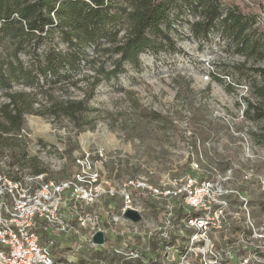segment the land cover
<instances>
[{
    "label": "rangeland",
    "instance_id": "1",
    "mask_svg": "<svg viewBox=\"0 0 264 264\" xmlns=\"http://www.w3.org/2000/svg\"><path fill=\"white\" fill-rule=\"evenodd\" d=\"M122 2L116 0L115 6L121 7ZM221 4L220 19L235 4L254 15L256 23L247 30L258 44L254 53L238 52L217 31L207 41L195 40L190 25L200 20L199 15L179 9L171 12L167 31L174 51L167 48L157 55L146 51L139 56L138 67L124 64L120 74L109 77L119 56L103 51L104 45L98 52L86 47L87 63L57 79L38 75V84L33 85L11 79L8 92L31 94L33 108L40 114L24 116L22 129L28 137L21 142L28 157L20 167L23 173L33 174L37 168L48 180L60 181L77 171V158L89 153L102 177L116 185L136 178L153 185L172 183L189 174L210 178L215 187L222 188L219 201L226 206L216 231L192 239L194 231L183 223L188 213L185 207L147 199L136 206L139 222L113 227L116 235L106 240L110 248L102 252L84 248L79 254H69L70 262L126 264L132 261L129 251L135 250L143 264L149 260L158 264H264V96L255 91L264 81L252 71L264 69V2L221 0ZM118 29L122 42L126 25ZM16 50L30 72L44 65L49 51L70 52L56 29L20 44L3 39L0 61L14 63ZM94 78L98 82L93 88ZM5 92L0 83V106L9 103ZM88 96L92 97L86 110L74 120L50 110L53 102H84ZM100 151L103 158L98 156ZM8 160L7 154H0V173L15 169ZM194 164L198 165L195 171ZM113 202L112 211H108L112 202H102L104 218L106 213L119 215L121 201ZM170 208L174 218L181 210V220L174 222L172 230L159 231Z\"/></svg>",
    "mask_w": 264,
    "mask_h": 264
},
{
    "label": "trees",
    "instance_id": "2",
    "mask_svg": "<svg viewBox=\"0 0 264 264\" xmlns=\"http://www.w3.org/2000/svg\"><path fill=\"white\" fill-rule=\"evenodd\" d=\"M115 1L0 0V41L9 38L20 44L26 38L46 37L56 29L70 48L66 54L49 51L44 65L37 72L27 71L22 66L17 50L13 53L16 64L0 61V83L9 101L0 106V154L9 156V167H22L28 157L24 144L17 137L24 126V116L40 115L33 108L31 94L8 92L11 79L23 80L26 85L38 84V75L47 80L57 79L61 73H73L82 63H87L83 52L86 47H92L93 52H98L104 45L107 48H103V51L119 56L114 69L108 74L114 77L121 73L124 64L138 67L139 56L146 51L153 55L167 48L174 51V43L169 39L167 31L171 12L179 9H186L191 15H199L200 20L190 25L195 40L207 41L211 33L217 31L238 52L248 54L257 49L258 44L247 34V30L256 23L254 15L244 13L236 4L226 8L224 17L220 19L221 0H123L121 7H116ZM121 24L127 28L122 42L118 40V27ZM162 25H166L165 30ZM252 71L264 81V69ZM94 82L93 88L98 79L94 78ZM255 91L260 97L264 96V86ZM91 97L88 96L84 102H53L50 110H54L53 114L58 110L74 120L86 110L85 105ZM249 107L255 109L250 104ZM257 117H262V114L258 113ZM41 173L42 170L34 169V175ZM180 217L181 210L174 222ZM148 264L158 263L149 260Z\"/></svg>",
    "mask_w": 264,
    "mask_h": 264
},
{
    "label": "built area",
    "instance_id": "3",
    "mask_svg": "<svg viewBox=\"0 0 264 264\" xmlns=\"http://www.w3.org/2000/svg\"><path fill=\"white\" fill-rule=\"evenodd\" d=\"M26 136L21 129L17 137ZM98 156L103 158L101 151ZM75 166L77 171L60 181L48 180L43 173H23L20 167L0 173V264H74L68 260L69 254H79L84 248L107 250L110 245L106 240L110 242L115 234L113 227L133 223L125 213L139 215L136 206L147 199L185 207L188 213L183 223L194 231L192 239L220 228L219 216L226 203L219 201L222 188L215 187L211 179L188 174L172 183L153 185L136 178L116 185L102 177L89 153L77 158ZM197 169L194 164L193 170ZM114 199L121 201L119 215L106 213L104 218L102 202H112L108 207L112 211ZM95 206V211H86ZM171 207L175 209V205ZM172 208L166 210L159 231L174 228ZM97 233L102 234L100 245L93 242ZM129 259L131 263H143L135 250L129 251Z\"/></svg>",
    "mask_w": 264,
    "mask_h": 264
},
{
    "label": "water",
    "instance_id": "4",
    "mask_svg": "<svg viewBox=\"0 0 264 264\" xmlns=\"http://www.w3.org/2000/svg\"><path fill=\"white\" fill-rule=\"evenodd\" d=\"M125 217L127 219L131 220L133 223H136V222H138L141 219L140 216L134 211H127L125 213ZM93 242L95 244H98V245L102 244V242H103L102 234L101 233H97L93 237Z\"/></svg>",
    "mask_w": 264,
    "mask_h": 264
}]
</instances>
